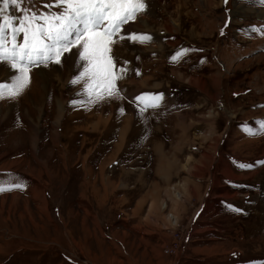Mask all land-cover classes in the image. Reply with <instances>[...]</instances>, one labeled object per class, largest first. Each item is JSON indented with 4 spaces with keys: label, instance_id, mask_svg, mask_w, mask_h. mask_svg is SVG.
Segmentation results:
<instances>
[{
    "label": "rangeland",
    "instance_id": "obj_1",
    "mask_svg": "<svg viewBox=\"0 0 264 264\" xmlns=\"http://www.w3.org/2000/svg\"><path fill=\"white\" fill-rule=\"evenodd\" d=\"M145 3L122 32L152 39L112 45L119 95L89 102L65 53L0 98V264H177L187 222L174 206L189 177L212 184L211 242L225 259L242 250L235 263L264 264V135L244 127L264 120V4ZM12 75L0 63V83ZM145 93L162 100L141 113ZM150 195L163 210L135 207Z\"/></svg>",
    "mask_w": 264,
    "mask_h": 264
},
{
    "label": "snow or ice",
    "instance_id": "obj_2",
    "mask_svg": "<svg viewBox=\"0 0 264 264\" xmlns=\"http://www.w3.org/2000/svg\"><path fill=\"white\" fill-rule=\"evenodd\" d=\"M27 2L32 5L34 0ZM259 2L264 4V0ZM44 7L49 11L25 7L24 0H0V63H6L13 72L10 83H0V98L5 95L14 98L20 94L30 83L33 68L48 67L52 63L59 65L62 57L65 61L68 59L65 53L76 57L78 65V74L70 83L82 82L89 102L93 98L104 99L105 95H119L115 81L122 78L126 69L121 67L119 73L113 71L118 61L111 55L112 45L117 42L114 38L140 43L152 39L147 34L133 32L125 36L122 32L125 24L134 21L136 15L146 9L145 0H51ZM12 9L20 15H13ZM251 30L256 31L255 28ZM73 48L77 50L75 53H72ZM188 51L182 50L183 53ZM179 55L181 52L172 59L176 60ZM135 100L143 103L142 107L138 105L143 113L148 108L158 107L162 94L145 93ZM255 124L258 126L255 129L245 125V131L249 135H264V120ZM5 190L10 189L0 186V192Z\"/></svg>",
    "mask_w": 264,
    "mask_h": 264
},
{
    "label": "crops",
    "instance_id": "obj_3",
    "mask_svg": "<svg viewBox=\"0 0 264 264\" xmlns=\"http://www.w3.org/2000/svg\"><path fill=\"white\" fill-rule=\"evenodd\" d=\"M162 160H164L163 157ZM194 179L196 178L191 179V177H189L186 178V180H183L184 185L182 189L185 195L183 196L184 199L182 201L184 202L180 204L178 203L174 206V209L180 208V212L176 211L180 215L181 221L185 220L187 222V230L185 231L182 242L185 257L184 259L182 258L183 261L180 259L177 264H245V262H234L236 259L241 257L240 251L242 250L230 252L229 254H231L230 256H232V259L234 260L229 263L225 259L228 253H225V250H220L216 245H214V243L211 242L214 240L213 236H211L214 231L219 232L217 229H214L216 227L211 224V222L214 221L211 217L218 214L217 212L219 210L216 211V207L207 206L208 202L210 204L211 200L215 198H212L210 193L212 184L211 182L206 184L204 181H195ZM197 179L201 180L200 178ZM150 197L152 198L151 201L146 199V204H144V199L138 200L135 207H149L150 211H157L160 210V208L163 210L162 207L156 205L153 195H150ZM226 205L227 204L222 206L224 207L222 209L227 208ZM252 241H255L254 238ZM206 242H210V244H207Z\"/></svg>",
    "mask_w": 264,
    "mask_h": 264
},
{
    "label": "bare ground",
    "instance_id": "obj_4",
    "mask_svg": "<svg viewBox=\"0 0 264 264\" xmlns=\"http://www.w3.org/2000/svg\"><path fill=\"white\" fill-rule=\"evenodd\" d=\"M6 71H7V73L8 74H10V71L9 70H7V69H5ZM37 130V129H36ZM256 220H257V218H256ZM257 223V222H256ZM262 223V222H261ZM257 225V224H256ZM264 226V225H263ZM257 230V229H256ZM260 233V232H259ZM253 238H254V236H252Z\"/></svg>",
    "mask_w": 264,
    "mask_h": 264
},
{
    "label": "built area",
    "instance_id": "obj_5",
    "mask_svg": "<svg viewBox=\"0 0 264 264\" xmlns=\"http://www.w3.org/2000/svg\"><path fill=\"white\" fill-rule=\"evenodd\" d=\"M172 219H173V220H175L173 217H171V220H172ZM173 223H175V224H176L177 222H173Z\"/></svg>",
    "mask_w": 264,
    "mask_h": 264
}]
</instances>
